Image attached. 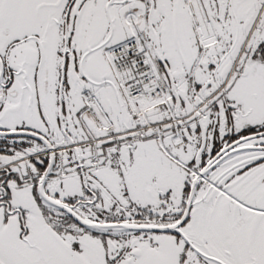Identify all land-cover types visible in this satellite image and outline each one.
Returning a JSON list of instances; mask_svg holds the SVG:
<instances>
[{
	"label": "snow or ice",
	"instance_id": "1",
	"mask_svg": "<svg viewBox=\"0 0 264 264\" xmlns=\"http://www.w3.org/2000/svg\"><path fill=\"white\" fill-rule=\"evenodd\" d=\"M0 264H264V0H0Z\"/></svg>",
	"mask_w": 264,
	"mask_h": 264
}]
</instances>
